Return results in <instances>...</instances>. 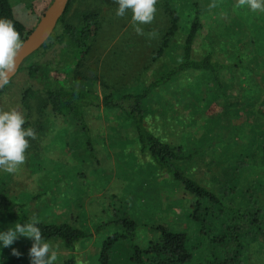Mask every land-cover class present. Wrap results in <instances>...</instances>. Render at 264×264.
Returning <instances> with one entry per match:
<instances>
[{
    "label": "rangeland",
    "instance_id": "rangeland-1",
    "mask_svg": "<svg viewBox=\"0 0 264 264\" xmlns=\"http://www.w3.org/2000/svg\"><path fill=\"white\" fill-rule=\"evenodd\" d=\"M9 1L15 18L33 29L52 0ZM194 2L200 9L202 28L192 56L199 58L214 50L224 62L240 58L243 67L223 71L221 88L204 73L181 72L153 90L143 108L148 126L160 138L185 151L203 150L179 165L215 189L233 175L231 162L239 155H264V13L237 8L238 0H158L155 20L142 25L145 35L141 36L134 31L130 11L123 18L116 15L114 0H73L63 22L79 24L83 13L96 10L100 23L81 66L61 78L95 94L142 91L178 63ZM213 3L216 7L209 8ZM61 30L60 22L0 94V109L19 110L36 132L25 164L16 173L0 170V192L23 204L24 212L38 221H67L91 231L105 225L77 244L81 264H99L102 239L122 230L109 222L124 214L138 224V245L155 238L152 228L162 224L187 233L197 246L195 257L205 256L208 246L201 242L198 223L191 218L192 195L140 151L129 118L114 109L86 108L89 148L81 126L55 114L41 86L28 77L26 67L57 46ZM149 32H155V37H149ZM14 225L0 214V232ZM245 242L248 250L258 247L252 239ZM49 243L57 252L55 264H63L68 251L58 240ZM32 244L24 236L7 248L0 242V264H31ZM13 249L20 255H13Z\"/></svg>",
    "mask_w": 264,
    "mask_h": 264
},
{
    "label": "trees",
    "instance_id": "trees-1",
    "mask_svg": "<svg viewBox=\"0 0 264 264\" xmlns=\"http://www.w3.org/2000/svg\"><path fill=\"white\" fill-rule=\"evenodd\" d=\"M72 1L69 0L64 14L58 21L62 23V30L56 38L57 46L26 67L28 77L41 86L46 101L55 114L71 118L81 126L89 148V130L84 120L85 109L102 107L124 113L135 130L140 151L149 156L157 170L181 184L183 189L192 195L191 218L198 223L201 242L208 246L209 250L205 256L196 258L197 246L191 244L187 233L162 224L153 226L155 238L143 246L138 245L135 241L138 224L124 214L112 222L108 221L111 225L118 224L122 230L110 232L102 239L98 263L264 264L263 153L239 155L231 162L233 175L227 181L221 182L218 188H210L188 175L179 165L193 159L203 150L185 151L182 146L172 145L160 138L148 126L143 108L145 99L153 90L167 84L181 72L204 73L213 85L221 88L222 72L234 67H243L241 59L235 58L231 63L224 62L216 56L214 50L206 51L199 58L192 56L195 38L202 28L200 9L197 2H194L181 57L174 67L140 92L95 94L84 87L66 84L61 78L68 70L81 66L82 60L90 51L92 37L100 23V14L96 10L83 13L82 22L79 24L63 22ZM0 19L11 21L22 40L32 30L26 29L15 18L9 0H0ZM76 73V77H80L79 72ZM4 88L5 86L0 89V94ZM28 126L26 122L24 127ZM256 169L258 172L255 176H245L254 173ZM237 194H240L241 198L237 197ZM0 214L15 224H24L30 219L23 210V204L3 192H0ZM37 226L41 228L46 242L58 240L68 251L63 264H77V244L93 237L105 225H98L92 231L67 221H39ZM247 238L257 241V249L251 246L248 250L245 242Z\"/></svg>",
    "mask_w": 264,
    "mask_h": 264
},
{
    "label": "clouds",
    "instance_id": "clouds-1",
    "mask_svg": "<svg viewBox=\"0 0 264 264\" xmlns=\"http://www.w3.org/2000/svg\"><path fill=\"white\" fill-rule=\"evenodd\" d=\"M158 0H114L118 5L116 15L125 17L130 11L131 24L138 35H145L142 25H150L155 20ZM216 7L213 3L209 8ZM237 8L247 7L252 12L264 13V0H238ZM154 38L156 33H147ZM24 41L20 33L15 30L13 23L6 19H0V88L6 86L12 75L17 71V59ZM26 120L17 109L5 111L0 109V170L7 173H16L26 162V151L30 147V139H36V132L31 127H24ZM39 221L32 217L26 223L17 222L7 231L0 232V242L7 248L11 246L19 236H24L33 241L29 250L31 264H55L57 252L51 244L43 238ZM13 255L20 253L13 249ZM77 264H81L77 260Z\"/></svg>",
    "mask_w": 264,
    "mask_h": 264
},
{
    "label": "water",
    "instance_id": "water-1",
    "mask_svg": "<svg viewBox=\"0 0 264 264\" xmlns=\"http://www.w3.org/2000/svg\"><path fill=\"white\" fill-rule=\"evenodd\" d=\"M69 0H52L47 6L37 24L30 33L23 39L24 48L17 59V71L12 75L10 80L18 72L23 61L39 49L42 44L50 37L59 19L64 14ZM1 89V88H0Z\"/></svg>",
    "mask_w": 264,
    "mask_h": 264
}]
</instances>
